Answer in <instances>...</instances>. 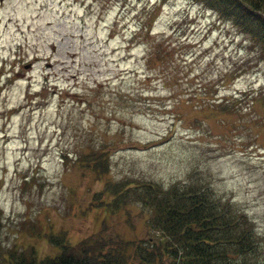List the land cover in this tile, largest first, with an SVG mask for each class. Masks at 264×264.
I'll return each instance as SVG.
<instances>
[{"label":"rangeland","instance_id":"374dc122","mask_svg":"<svg viewBox=\"0 0 264 264\" xmlns=\"http://www.w3.org/2000/svg\"><path fill=\"white\" fill-rule=\"evenodd\" d=\"M229 21L202 0H0V264L62 243L167 264L140 255L165 239L142 199L181 182L264 245V58Z\"/></svg>","mask_w":264,"mask_h":264},{"label":"trees","instance_id":"16d2710c","mask_svg":"<svg viewBox=\"0 0 264 264\" xmlns=\"http://www.w3.org/2000/svg\"><path fill=\"white\" fill-rule=\"evenodd\" d=\"M202 2L229 19L264 58V0ZM211 196L203 188L181 182L153 192L149 200L143 198V204L152 207V228L160 230L165 239L140 255L148 262L166 258L167 264H264V245L251 218L231 201ZM111 251L118 250L88 255L62 243L57 254L38 260L33 250L10 249L5 264H131Z\"/></svg>","mask_w":264,"mask_h":264}]
</instances>
